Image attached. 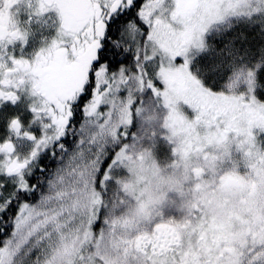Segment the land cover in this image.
<instances>
[{
	"label": "snow or ice",
	"instance_id": "obj_1",
	"mask_svg": "<svg viewBox=\"0 0 264 264\" xmlns=\"http://www.w3.org/2000/svg\"><path fill=\"white\" fill-rule=\"evenodd\" d=\"M0 264H264V0H0Z\"/></svg>",
	"mask_w": 264,
	"mask_h": 264
}]
</instances>
